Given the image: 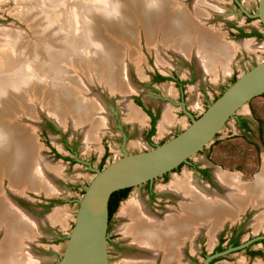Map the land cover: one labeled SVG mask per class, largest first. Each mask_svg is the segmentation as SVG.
<instances>
[{"label":"rangeland","instance_id":"obj_1","mask_svg":"<svg viewBox=\"0 0 264 264\" xmlns=\"http://www.w3.org/2000/svg\"><path fill=\"white\" fill-rule=\"evenodd\" d=\"M30 1L37 0H0V47H10L15 55L26 60L38 57L40 61L45 62L48 51H67L70 45L76 42V40H72L73 38L69 40V37L75 35L74 37L77 38L81 35L80 32L84 31H87L90 37V30L93 33L94 28H99L98 23L105 22V18H107L101 11H98L99 7L104 5L105 0L100 4H94L91 14L82 12V7H80L76 9L73 18L68 17L67 21L60 17L61 21L55 19L54 23L49 21V13L52 12L51 14H53L62 5L65 6L67 0H55V2L39 0L40 3L37 7H34ZM68 1L71 3L77 0ZM109 1L122 5L127 0ZM177 2L176 5L185 8L191 16L196 15L195 9L201 8L202 4L208 7L206 16L194 18L198 20L197 25L201 28L211 31L226 43H232L235 50L229 60L228 70L217 65L214 67L216 72L207 71L201 62L202 55L199 54L196 41L190 45L188 53L185 54L174 47L170 48L164 45L161 34L152 40H147L141 24L140 26L133 25L137 29L135 42L132 39L122 41L120 37L113 38L114 41H117L115 47L125 50L121 60V76L124 79L123 92L110 89L104 79L98 80L95 75L92 78L90 72H88V74L90 73L89 76L85 74V69L94 70L91 56L95 55L96 48L92 47L93 42L82 41L86 44L82 43L83 45L79 47H82V50L79 49L77 55H81V60H85V63L79 62V65L84 64L81 68L76 63L74 65L71 58L69 63L64 65L69 77H74V80L77 78V81L79 79L78 85L72 80H68L75 92L82 88L85 90L82 92L83 96L87 100H93V102L97 98L100 100L95 102L98 113H94L91 122L77 123L69 112L64 115L62 121H57L51 112L50 103H43V100L40 101L41 99L32 100L28 111L23 109L22 112L21 107H18L17 110L20 112L17 111L13 116L17 117L16 115L19 114L20 116L15 118L16 122L32 132L38 153L44 159L42 160L48 163L46 164L49 167H47V172L44 175L46 180L48 179L49 190H45L43 184L37 188L38 190L25 186L23 188H14L13 186L12 188L5 176L0 180L1 194L18 211L24 213L28 219L32 231L30 230L29 235L24 236L19 241H21V245L27 246L32 256L39 260V264H58L74 222L78 200L94 176L95 170L99 169L97 165L105 151L107 157L104 165L120 158L124 152L131 154L145 151L165 142L190 124L191 119L188 114L197 118L232 83L233 78H237L264 60V27L258 18L251 17L257 11L258 0H177ZM27 6L29 7L27 8ZM108 9L111 10L112 7ZM237 28L243 29L246 33L256 30L263 37H239ZM104 34L112 37V31L106 26L102 35ZM86 37L89 38L88 35ZM28 43L30 48L29 45L26 47ZM32 47L37 48V52ZM71 47L73 48L74 45ZM91 48H93L92 52L90 51ZM131 50L133 55H128L127 53ZM82 51L85 54H82ZM67 56L69 57V55ZM156 74L166 77L178 76L185 84L183 92H179V89L170 80L153 84L151 76ZM50 77V75L45 76V80L41 81L42 92L46 87L48 88ZM25 88H22L24 92L27 90ZM34 88L37 91V87L34 86ZM38 88L40 90V87ZM30 91L32 92V90ZM51 96L55 97L52 93ZM133 97L139 98L143 107L151 112L158 110L150 143L145 138L149 125V117L145 112L134 106L146 117L143 123L141 121L133 122L126 116V104L133 106ZM165 114L170 116L172 122L168 129L161 133L160 122L163 121ZM239 117L247 119L250 123V132L245 135H242L236 124V118ZM96 119L102 121V125L97 129L95 124L94 127L92 126ZM259 119L263 122V133H260ZM49 124L55 126V132L50 129ZM62 140L64 143L73 146L76 152L70 153L66 150ZM53 148L61 156L73 158L74 163L54 156ZM188 162L199 167H206L212 175V182L208 183L195 173L187 163H183L177 169L167 172L165 178L162 175L153 179L151 183L155 198L152 200L145 183L132 187L128 197L121 202L111 220L108 232L111 241L107 244L109 264H123L122 262L125 260L132 261L134 259L133 264L141 262L143 259L151 260L150 264H165L162 259V250L153 256L150 251L136 246L133 236L125 232V227L132 225L134 220L131 217H123L120 213L123 206L132 198L137 197L142 206L153 217L165 220L167 214L172 213L171 209L179 199L176 192L169 186L173 180L178 178L191 180L193 186L199 187V190H204L203 192L210 196H224L228 191L220 183L217 174L238 173L243 182H249L262 171L264 165V95L252 98L247 104L239 108L234 117L230 118L220 129L214 140L192 155ZM49 200H59V202L48 204ZM44 202L47 204L46 208L42 207ZM263 211V207L249 204L236 219L225 221V223L230 226L234 225V230L240 233L241 243H244L254 237L264 236V216L262 215L263 219L262 217L258 218V214ZM1 227L0 245L6 238V229L2 225ZM206 230L204 234L207 238L202 240L197 234L185 242L182 246L183 249H180V256H182V260H179L180 264H202L203 259L200 257L199 251L205 247L206 251L209 252V243L212 239ZM249 246L251 250L260 252V255L250 256L244 248H241L234 250V253L221 258L214 264L264 263V245L259 240H255L250 242Z\"/></svg>","mask_w":264,"mask_h":264},{"label":"bare ground","instance_id":"obj_2","mask_svg":"<svg viewBox=\"0 0 264 264\" xmlns=\"http://www.w3.org/2000/svg\"><path fill=\"white\" fill-rule=\"evenodd\" d=\"M52 1L55 2V0ZM52 1L51 3H53ZM30 2L33 3L34 7H37L40 3L39 0ZM66 2L65 6L58 7L59 9L54 11L53 14H51L52 12L49 13L50 19H48L50 22L54 23L55 19L61 21L60 17L68 21V17L73 18L76 9L80 7H82V12L85 11L91 14L94 4H100L103 0H77L71 3L67 0ZM103 4L99 7L98 11L107 16L105 22L98 23L99 28H94L93 33L90 30V37L87 31L80 32L81 35L79 34L80 36L77 38L74 37L75 35H72L69 37V40L71 38H73V41L76 40L75 43L71 44L74 47L72 48L70 45L67 51H48L45 57L46 61L44 59L45 62L40 61L38 57L26 60L19 57V55H15L12 48L0 47V87L7 90L6 97L0 99V180L5 176L11 185L17 188L28 186L31 189L36 188L35 190H38L37 188L43 184V188L49 190L48 179L46 180L44 176L47 172L48 163L46 162V164L43 161L44 159L40 157L38 147L31 134L32 132L16 122L15 118L20 115L17 114V117H13L17 111L20 112L17 110L19 109L18 107H21L22 112L23 109L28 111L30 110V102L32 100L41 99L40 101L42 102L43 100V103H50L52 106L51 112L55 115L57 121H62L64 115L69 112L77 123L91 122L94 113H98L95 102L100 100H97V97H95L97 99H94L96 100L95 102L87 100L83 96L82 92L85 90H82V88L75 92L69 85L70 82L68 80H72L78 85L79 79L77 81V78L74 80V77H69L64 68V65L69 63L70 58L74 62V65L75 63L79 65L81 61L85 63V60H81L82 56L77 55L78 50H82V47L79 48L80 45L89 43V41L90 43L93 42V44L97 42L103 44L104 51L100 52L96 48L95 55L91 56L94 70L89 71L85 69L84 72L86 75L90 72L92 78L96 76L98 80L104 79L110 89L120 90L121 92L124 90V79L121 76V60L125 50L116 48L117 41H114L113 38L120 37L122 41L132 39L135 42L137 29L133 25L140 26L141 24L147 40L157 37L161 31L164 45L174 47L182 53H188L190 45L196 41L199 47V54L201 53L202 55L201 62L207 71L216 72L214 67L217 65H221L225 70L229 69L228 63L235 50L232 43L222 41L216 34L197 25L198 17L207 15L208 7L205 4H202L201 8L195 9L196 15H192L193 17L189 15L185 8L183 9V7L181 8L176 5L178 4L177 0H127L122 5L105 0ZM207 5L209 4L207 3ZM110 7L113 10H109L108 8ZM107 10L109 11L106 12ZM105 26L112 31V37H108L105 34L102 35ZM118 32L122 33L114 34ZM18 38L21 39V37ZM65 38L63 39L65 40ZM93 44H91L92 47L94 46ZM28 45L30 48L29 43L26 47ZM16 49L18 50V47ZM90 51L92 52L93 48ZM132 52L131 50L127 54L133 55ZM82 54L85 53L83 52ZM99 62L103 64L100 65ZM83 65L81 64L78 67L81 68ZM101 68L103 71L100 70ZM48 75L51 76L50 80H48V88L46 87L44 92H42L43 89L41 87L43 86L41 81L45 80V76ZM29 77L31 79L27 83V86H21V82ZM79 78L81 77L79 76ZM34 86L37 87V91ZM84 86L87 87L88 85ZM16 87H19L20 90L14 91L13 89ZM23 87L27 88L25 92L22 90ZM38 87H40V90H38ZM51 93L55 97L51 96ZM58 93L60 94L57 95ZM126 107V116L129 119L141 121L142 123L146 120L145 116L136 107L131 104H126ZM102 113L104 114V112ZM103 116L106 117L105 115ZM95 121V123H92V126L95 124V128L97 129V127L102 125V121L100 119H96ZM171 122L170 116H166L165 114L161 122V133L168 129ZM217 175L221 184L229 190L226 196H210L203 192L204 190L201 188L199 190V187L193 186L191 180L189 181L184 178L173 180L171 185H169L170 189L181 193L185 198L182 206L183 213L181 215L177 212L168 214L165 221L156 220L142 206L137 197L132 198V200L123 206L120 213L121 216L131 217L134 220L132 225L127 226V228L125 227V232L133 236L136 246L151 251L153 256H156L162 250L165 256L163 262L169 264L170 262L178 261L185 237L194 236L201 227L210 223L213 234L221 227L224 220L228 218L236 219L247 205L251 204L264 208V165L262 171L258 175L256 174L257 176L249 182H243L238 173ZM6 199L0 191V227L2 225L6 229V238L0 245V264H39V260L32 256L27 246L21 245V241H19L24 236L29 235L31 229L27 221L28 219L24 213H21L20 210L18 211ZM262 215L264 216V211L258 214V218L262 217ZM134 260H125L122 263L133 264ZM150 261L149 259H143V261L135 262V264H150Z\"/></svg>","mask_w":264,"mask_h":264},{"label":"water","instance_id":"obj_3","mask_svg":"<svg viewBox=\"0 0 264 264\" xmlns=\"http://www.w3.org/2000/svg\"><path fill=\"white\" fill-rule=\"evenodd\" d=\"M256 17L264 27V0H258ZM264 93V60L240 74L180 133L136 153L124 154L101 169H96L81 198L72 228L58 264H109L107 248L108 200L112 192L152 182L172 171L210 144L225 123L252 98ZM257 236L240 245L206 258L241 249Z\"/></svg>","mask_w":264,"mask_h":264},{"label":"flooded vegetation","instance_id":"obj_4","mask_svg":"<svg viewBox=\"0 0 264 264\" xmlns=\"http://www.w3.org/2000/svg\"><path fill=\"white\" fill-rule=\"evenodd\" d=\"M139 29H141L140 27H139ZM139 29H138V31H139ZM144 30V29H143ZM240 30H243V29H240V28H237V35L239 34V32H240ZM252 31H254V30H252ZM251 31V32H252ZM145 32V31H144ZM161 32V31H160ZM159 32V34L158 35H162V32L160 33ZM243 32H245L244 30H243ZM250 32V33H251ZM246 33V32H245ZM162 37V36H161ZM255 37V36H254ZM161 40H162V38H161ZM195 43V42H194ZM167 47H169V46H167ZM171 48V47H170ZM180 52V51H179ZM185 54H187V53H185ZM157 75H161V74H156V75H153V76H151V82L153 83V84H157V83H161V82H164V81H158L156 78H157ZM163 76V75H162ZM166 77V76H165ZM168 78H170V81H172L173 83H174V85H175V87H177L178 89H179V92H183V87L185 86V84H184V82L183 81H181V79H179V77L178 76H172V77H168ZM167 81V80H166ZM181 82H183V83H181ZM133 106H136V107H139L140 109H142L144 112H145V114L149 117V125H148V128H147V130H146V133H145V138H146V140H148V143H150L151 141H150V138H151V136L153 135V134H149V132L153 129V133H154V129H155V121L154 120H156V117L158 116V110H156V112H151L150 110H148L147 108H145V107H143V103H142V101L139 99V98H137V97H133ZM132 105V104H131ZM146 118V117H145ZM128 119V118H127ZM152 121H154V123L152 124ZM134 122V121H133ZM161 123V122H160ZM160 123H159V125H160ZM236 124H237V126H238V128H239V130L242 132V135L244 134H246V133H249L250 132V123H249V121L247 120V119H245V118H236ZM49 127H50V129H52L53 131L54 130H56L55 129V126H53L52 124H49ZM161 127H159V129H160ZM55 132V131H54ZM62 143H63V145H64V147L66 148V150H68L70 153H75L76 152V150L74 149V147L73 146H70V145H68L67 143H64L63 142V140H62ZM54 149V148H53ZM54 152H53V155L54 156H56V157H58L57 155H60L55 149L53 150ZM107 152L105 151L104 153H103V155H102V157H101V159L99 160V162H98V165H97V167L99 168L101 165H103L104 166V163H105V160H106V157H107V154H106ZM58 158H62V159H65V161H68V162H70V163H74L73 161V158H66L65 156H61L60 155V157H58ZM187 164L191 167V169L195 172V173H197L201 178H203L205 181H207L208 183H211L212 182V175H211V173H210V171L206 168V167H199V166H196L195 164H192V163H189V162H187ZM177 169V168H176ZM167 174L168 173H166V174H164V176H162L163 178H165L166 176H167ZM219 179V178H218ZM10 183V182H9ZM221 183V182H220ZM145 185H146V187H147V190H148V193H149V196H150V198H151V200L152 199H154L155 198V196H154V192H153V190H152V183H150V182H146L145 183ZM223 185V184H222ZM26 187V186H25ZM28 187V186H27ZM41 187V186H40ZM12 188H13V186H12ZM15 188V187H14ZM29 188V187H28ZM226 188V187H225ZM227 189V191L229 192V190H228V188H226ZM174 191V190H173ZM174 192H176V191H174ZM228 192L224 195V196H226L227 194H228ZM176 196H178V201H177V203L175 204V206L173 207V209H171L172 210V213H174V212H177V213H179L180 215L183 213V208H182V206H183V204H184V202H185V198L182 196V194L181 193H178V192H176ZM124 201V200H123ZM18 202H19V200H18ZM56 202H59V200H49L47 203L48 204H54V203H56ZM122 202V201H121ZM121 202H120V204H121ZM119 204V205H120ZM46 206H47V204L44 202L43 204H42V207L43 208H46ZM118 209V208H117ZM116 212V211H115ZM115 214V213H114ZM113 214V215H114ZM169 214H171V213H169ZM113 215L111 216V218L110 219H108V226H107V244L109 243V241H111V238H109L108 237V232H109V230H110V225H111V220H112V218H113ZM167 217H168V214H167V216L165 217V220L167 219ZM156 218V220H159V218H157V217H155ZM165 220H159V221H165ZM228 220H234V219H232V218H228V219H226V220H224L223 221V223H222V225H221V227H219L218 229H217V231L215 232V233H213L212 234V225L209 223V224H207L206 226H204V227H201V229H199V231L194 235V236H196L197 234H199L198 235V237H201L202 238V240L206 237V235L204 234V231H205V229H207L206 231L208 232V234H209V236H211L210 238H212V239H210V243H209V245H210V251L209 252H207L206 251V248L204 247V248H202L200 251H199V254H200V257L203 259V261L204 260H206V258L207 257H209V256H212V255H214V254H218V253H222V252H224V251H226L227 249H232V248H234V247H236V246H238V245H240L241 244V240H240V233H239V231H237V230H234V225H232V226H230V225H226V223H225V221H228ZM225 223V224H224ZM5 229V228H4ZM192 237V236H191ZM190 237H188L187 238V236L185 237V242L189 239ZM207 238V237H206ZM262 239H264V236H262V238H260V239H258L259 240V242L262 240ZM185 242L183 243V245L182 246H184V244H185ZM262 245H264V243H262V242H260ZM181 249H182V247H181ZM244 249H245V251H247L248 253H249V255L250 256H256V255H260V252H258V251H254V250H251L250 249V246H249V244L247 245V246H245L244 247ZM151 252V251H150ZM250 252H258L256 255H254V254H252V253H250ZM152 253V252H151ZM232 253H234V250H232V251H229L228 253H226V254H221V255H219V256H217V257H213L212 259H210V261L208 262V264H214L215 262H217L218 260H221V258H223V257H226V256H228V255H230V254H232ZM164 253H163V260H164ZM179 260H182V256H180L179 257V259H178V261H176V262H170L169 264H180V261ZM190 261V260H189ZM203 261H202V263H203ZM189 264V263H188Z\"/></svg>","mask_w":264,"mask_h":264},{"label":"trees","instance_id":"obj_5","mask_svg":"<svg viewBox=\"0 0 264 264\" xmlns=\"http://www.w3.org/2000/svg\"><path fill=\"white\" fill-rule=\"evenodd\" d=\"M238 35H239V37H246V36L263 37V35L260 32L256 31V30L252 31L251 33H245V32H243V30H240ZM156 79L158 81L170 80V78L162 76V75H157ZM235 79L236 78H233L232 82ZM181 83H183V82H181ZM263 95H264V93L259 95V96H263ZM154 121H152V124L154 123ZM258 121H260L259 122L260 123L259 124L260 133L261 132L263 133V122L260 119ZM149 134L150 135L153 134V129L149 132ZM57 156L60 157V155H57ZM181 165H179V166H181ZM102 167H103V165H101L99 167V169H101ZM130 190H131V187H127V188L116 190V191L111 193V195L109 197V200H108V219H110L111 216L115 213V211L119 207L120 202L125 200L128 197ZM260 242L264 243V239H262ZM250 253L256 255L258 252L257 253L256 252H250Z\"/></svg>","mask_w":264,"mask_h":264},{"label":"clouds","instance_id":"obj_6","mask_svg":"<svg viewBox=\"0 0 264 264\" xmlns=\"http://www.w3.org/2000/svg\"><path fill=\"white\" fill-rule=\"evenodd\" d=\"M94 47L97 48L100 52H103L104 51V46L103 44L97 42L94 44ZM30 77L29 78H26L24 81L21 82V86H27V83L30 82ZM14 91H19L20 88L19 87H16L13 89ZM7 95V90L0 87V99L6 97Z\"/></svg>","mask_w":264,"mask_h":264}]
</instances>
